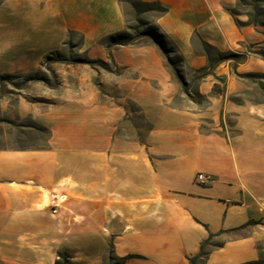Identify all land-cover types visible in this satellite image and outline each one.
Segmentation results:
<instances>
[{
  "label": "crops",
  "instance_id": "1",
  "mask_svg": "<svg viewBox=\"0 0 264 264\" xmlns=\"http://www.w3.org/2000/svg\"><path fill=\"white\" fill-rule=\"evenodd\" d=\"M142 1L166 9L153 26L184 65L206 69L194 90L147 35L109 58L101 41L127 29L123 0L0 1V74L40 68L69 31L112 65L54 62L57 91L1 99L50 136L0 148V264H60L66 240L84 238L117 264H264V23L234 13L237 0ZM198 41L225 56L210 62ZM57 186L73 217L51 213ZM102 247L71 259L103 264Z\"/></svg>",
  "mask_w": 264,
  "mask_h": 264
},
{
  "label": "rangeland",
  "instance_id": "2",
  "mask_svg": "<svg viewBox=\"0 0 264 264\" xmlns=\"http://www.w3.org/2000/svg\"><path fill=\"white\" fill-rule=\"evenodd\" d=\"M1 1V0H0ZM135 1V2H134ZM137 0H123V4L125 7L126 17L128 21V25L137 26L138 22L136 21V11H140L139 17L146 24L145 26H141V30L146 27H152L155 16L158 14V10L153 8L154 6H146L136 3ZM234 13L239 14H251V20L259 21L264 23V0H237L235 6L232 8ZM133 29H130V32H133ZM69 43L63 47L62 56L63 57H76L78 53H82L79 51V47L82 42V37L78 34H72L69 38ZM200 45V50L207 53L210 62H214L223 58L225 55L219 54L215 49L203 45L198 41ZM171 43L169 41L166 42V47L168 49L171 48ZM172 59L176 62L178 68L181 71V75L184 80H188L186 82V86L189 89L194 90L195 85L197 83L198 75L204 74L206 69H202L199 71L192 70L184 65V61L177 52L169 53ZM57 57V56H56ZM171 65V64H170ZM93 68H99L105 70L104 67L100 65H89ZM50 67L51 71L48 70ZM109 68H112L111 63L108 64ZM172 67V65H171ZM173 69V68H172ZM34 71H38L39 75L44 76L48 79V82L45 81H34L28 80L25 74H19L13 76L10 80H7L0 86V101L3 96H11L12 101L14 98L16 99L20 95L28 94L30 96H37L42 92V86H45L53 91H57L58 80H57V69L54 68L53 63L44 66L43 68H38ZM96 82L99 80V76L95 79ZM261 82V81H259ZM35 123L31 119H13L10 118L5 112L2 110V105L0 104V148L3 147H41L47 146V138L49 137L48 133L44 131H40L35 128ZM55 190L57 192H65L67 194V199L64 202V207H71V196L72 193L68 190V188H62L61 186H57L51 191H48L46 194V200L49 202V208L52 214V191ZM63 209L64 213H67L68 216H74L69 210ZM71 209V208H70ZM88 211V210H87ZM84 221V225L77 229V232L89 231V216L82 219ZM69 226V225H68ZM67 226V227H68ZM72 226V225H70ZM69 226V227H70ZM67 229V237L71 235L73 229L68 231ZM67 248L64 250V256L61 258L58 257L60 264H84L79 259L72 260L73 255L75 256H88L89 254L103 246L104 256H103V264H117V259L115 256H112V252L108 246V254H106V246L104 241H96L91 239H67L66 240Z\"/></svg>",
  "mask_w": 264,
  "mask_h": 264
},
{
  "label": "trees",
  "instance_id": "3",
  "mask_svg": "<svg viewBox=\"0 0 264 264\" xmlns=\"http://www.w3.org/2000/svg\"><path fill=\"white\" fill-rule=\"evenodd\" d=\"M131 1L133 2V0H131ZM136 3L141 4V5H146V6H154L153 8L158 10L159 14H163L166 11V9L164 7H162L158 2H144L142 0H137ZM139 15H140V11H136V21L138 22L137 26H130L127 23V29L126 30H124L120 33H117V34L105 36L102 39L101 42L106 47L107 54H108L109 58L111 59V56H112L111 55V48L113 46L132 44L139 37H141L143 35H147V36L153 38L155 40V42L159 45L161 50L165 53L169 63L172 65L173 71L175 72V74L180 79L181 83L183 84V90L187 91L188 87L186 86V82H185L183 76L181 75V71L178 68L176 62L172 59V57L169 54L170 52H177V54H178L176 47L174 46L173 43H172L173 45L171 46L170 49H168L166 47V42L169 41L168 37L163 32H161L159 30V28L156 26L146 27L145 29L141 30V26H145L146 23L141 20ZM130 29H133L134 31L130 32ZM74 33H75L74 31H69V38ZM69 38L65 41L63 47L70 42ZM207 46H209V45H207ZM63 47L61 49L53 50V51L49 52L47 55H45L41 64H40V68H43L44 66H47V65L54 63V62H63V63H83V64H89V65H100L107 70L109 69L108 63L105 60L92 59L85 53H78L76 55V57H70V58L63 57L62 56ZM80 48L81 47L78 48L79 51H80ZM48 70L51 71L50 67H48ZM19 74H25L27 76L28 80L48 82V79L45 78L44 76L39 75L38 71H32V72H26V73L0 74V86H2L5 81L10 80L13 76L19 75ZM34 126L38 130L48 133V135L50 136V131L46 127H43L37 123H35ZM201 255H202V252H201Z\"/></svg>",
  "mask_w": 264,
  "mask_h": 264
},
{
  "label": "built area",
  "instance_id": "4",
  "mask_svg": "<svg viewBox=\"0 0 264 264\" xmlns=\"http://www.w3.org/2000/svg\"><path fill=\"white\" fill-rule=\"evenodd\" d=\"M214 177L213 175L209 173H203L199 172L195 175V181L200 184H209L213 182ZM52 207H53V213L57 214L59 211L63 210L64 202L67 199V194L65 192H57L55 190L52 191Z\"/></svg>",
  "mask_w": 264,
  "mask_h": 264
}]
</instances>
